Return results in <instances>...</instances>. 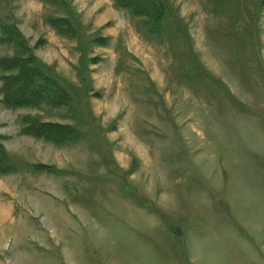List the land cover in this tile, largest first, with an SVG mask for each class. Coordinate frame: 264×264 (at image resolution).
<instances>
[{
	"label": "rangeland",
	"instance_id": "374dc122",
	"mask_svg": "<svg viewBox=\"0 0 264 264\" xmlns=\"http://www.w3.org/2000/svg\"><path fill=\"white\" fill-rule=\"evenodd\" d=\"M0 60V264H264V0H0Z\"/></svg>",
	"mask_w": 264,
	"mask_h": 264
},
{
	"label": "trees",
	"instance_id": "16d2710c",
	"mask_svg": "<svg viewBox=\"0 0 264 264\" xmlns=\"http://www.w3.org/2000/svg\"><path fill=\"white\" fill-rule=\"evenodd\" d=\"M2 61H4V60H0V64L2 63ZM3 83H4L3 87L1 88V94L3 96L2 102L4 105H9L10 104L9 101H11V97H10L11 95L8 94V90H7L8 87L6 86V83L4 82V80H3ZM24 90H27V88H24ZM25 93H26L25 91H24V93H19L18 95H19L20 99L15 97L13 103H20V102L24 101V99H25V102L30 100L31 98H29L28 96H25ZM5 155H6L5 149L3 147H1V145H0V173L2 171V167H4V165H5V164H3V158L5 157Z\"/></svg>",
	"mask_w": 264,
	"mask_h": 264
}]
</instances>
